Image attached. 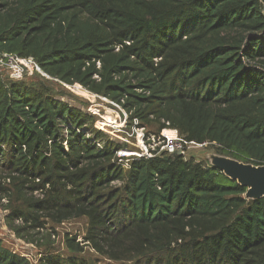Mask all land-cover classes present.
<instances>
[{
    "label": "trees",
    "instance_id": "16d2710c",
    "mask_svg": "<svg viewBox=\"0 0 264 264\" xmlns=\"http://www.w3.org/2000/svg\"><path fill=\"white\" fill-rule=\"evenodd\" d=\"M0 52L51 79L0 75V204L11 234L44 249L37 264H95L85 248L106 264H264V198L180 153L119 163L127 145L54 87L264 166V0H0ZM75 219L85 231L64 236L67 256L40 245ZM0 264L32 263L0 241Z\"/></svg>",
    "mask_w": 264,
    "mask_h": 264
},
{
    "label": "rangeland",
    "instance_id": "374dc122",
    "mask_svg": "<svg viewBox=\"0 0 264 264\" xmlns=\"http://www.w3.org/2000/svg\"><path fill=\"white\" fill-rule=\"evenodd\" d=\"M0 75L2 76L3 79L16 81L13 78L11 79L9 76L10 74L5 70L0 69ZM35 76H39L41 78L51 80L50 78L44 77L39 73H33L32 75L24 74L19 80L17 79V81H21V80L29 81L33 79ZM54 83L56 84V82ZM54 87H55V92H57L55 96L57 97L56 99L66 102L71 107L77 108L86 114L88 113L87 110L89 108H92L93 110L99 112L100 116L94 117V121H95L94 126L98 125L99 128H102L103 130L108 132L109 130H107V128L104 127V124L110 123V120L116 121V124L120 122L119 120L120 117H118L120 116L118 114L120 112L116 110L114 107H112L109 104L108 100L105 101L103 100V98L93 99L91 96H88L86 94L85 89L79 86L78 84H74L72 86H66L63 84H59V86L55 85ZM130 122L131 120H128V123ZM141 128L144 129V132H143L144 135L150 138V141H148V143H150L153 148L161 147L160 140L164 136L171 137V138L177 137L179 139H182L179 137L178 133L175 130H164V131H161L158 135H156L155 127L141 126ZM125 132L128 136H130L131 133L129 129H127ZM166 132H172L173 135L169 136L166 134ZM115 135L120 136V133L115 132ZM105 136L108 137L109 139H113L112 135H111L112 138L108 135H105ZM124 137L125 139H127L126 136ZM134 137L135 135H133V138ZM114 139H117V138L114 137ZM115 143H120V142L115 140ZM120 144H123V143H120ZM127 148L128 150L134 149L132 148L131 145H129V147L127 146ZM181 151H183V148ZM211 153H214V151L207 144H205L204 146L188 145L187 147L184 148L183 156L184 158H187V159L193 158L194 160H197V161H207L208 162L207 156ZM5 203H7V201ZM5 203L1 201V204H0V241L2 242L4 247L9 249L10 251L20 256L26 257L32 264H37L40 256L42 255V251H44V249L41 248L39 245H37V242H36L37 240L32 241V242L27 241L26 239L22 240V239L16 238L15 235L13 236V232L11 234L10 229H8L4 224V215L6 214V211H7L4 208ZM17 224H20V222L15 223V225ZM85 226H86V223L84 219L70 220L67 222H63L59 225L48 224L46 230L41 231V233L37 235L38 240L40 243L42 242L40 245L45 243V239L51 241L52 252L61 254L63 256H67L66 250L63 244L64 236L65 235H69L71 237L76 236L78 239L77 241H81L84 235ZM82 257L95 261V264H106L107 263L103 258L97 256L89 248L84 249Z\"/></svg>",
    "mask_w": 264,
    "mask_h": 264
},
{
    "label": "built area",
    "instance_id": "2783aa9c",
    "mask_svg": "<svg viewBox=\"0 0 264 264\" xmlns=\"http://www.w3.org/2000/svg\"><path fill=\"white\" fill-rule=\"evenodd\" d=\"M0 69L7 71L10 75V78L17 79L19 80L24 74L27 75H32L33 73H39L44 77H48L45 75L39 66L36 64V62L33 60V58L28 57V58H23V57H18L13 54H7V53H1L0 52ZM49 78V77H48ZM86 91V90H85ZM86 94L88 96H91L93 99L95 98H100L94 94L89 93L86 91ZM103 100L106 101V99L103 98ZM109 104L114 107L116 110H118L120 113H118L120 116L119 120L120 122L116 124V121L110 120V123L104 124V127L109 130L108 132L103 130L102 128H99L98 125H95L94 128L100 132H102L105 135H108L111 137L113 136V139H109V141L115 142L117 140L120 143H123L129 147V145L132 146L134 149L128 150V148L121 149L119 152L116 153V157L118 158V162L121 163V159H126L125 164L129 161V159L132 158H150L156 154L165 152L168 154H174V153H180L183 155L184 153V148L187 147L188 145H196L193 143H185L182 139H179L177 137H166L164 136L160 141L161 147L158 148H153L148 141H150V138L144 135V129L141 128L140 123L137 119H129V114H127L120 105L115 104L113 102H109ZM87 114L96 117L100 116L99 112L93 110L92 108H89L87 110ZM128 120H131L130 123H128ZM130 130V136L126 134L127 129ZM164 131V130H163ZM115 132L120 133V136H116ZM133 135L135 137L133 138ZM127 139H125V137ZM117 138V139H114ZM112 138V137H111ZM133 138V139H131ZM97 148H101L102 143L96 144ZM205 144L202 145H197V146H204ZM149 148V149H148ZM158 148V149H157ZM183 148V151H181ZM3 203H5V199L2 200ZM6 204V203H5Z\"/></svg>",
    "mask_w": 264,
    "mask_h": 264
},
{
    "label": "water",
    "instance_id": "95a60500",
    "mask_svg": "<svg viewBox=\"0 0 264 264\" xmlns=\"http://www.w3.org/2000/svg\"><path fill=\"white\" fill-rule=\"evenodd\" d=\"M207 160L212 168L246 190L245 200L257 201L264 198V166L245 164L215 153L209 154Z\"/></svg>",
    "mask_w": 264,
    "mask_h": 264
}]
</instances>
